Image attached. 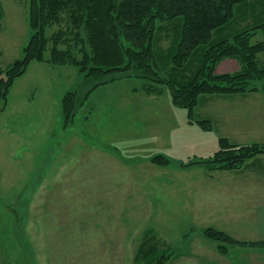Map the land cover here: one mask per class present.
Masks as SVG:
<instances>
[{
  "label": "rangeland",
  "instance_id": "obj_1",
  "mask_svg": "<svg viewBox=\"0 0 264 264\" xmlns=\"http://www.w3.org/2000/svg\"><path fill=\"white\" fill-rule=\"evenodd\" d=\"M0 1L6 69L31 39L30 0ZM248 1L255 10L243 20L264 21V0ZM241 69L226 59L216 72ZM147 83L100 86L67 125L63 98L85 88L77 68L33 62L16 80L0 113V237L15 264H148L151 248L164 264H264L253 244L264 241V156L234 171L183 166L212 157L223 138L264 144V92L202 96L193 122L208 120L205 132L168 90L147 95ZM160 155L171 164H155ZM209 228L239 244L223 253Z\"/></svg>",
  "mask_w": 264,
  "mask_h": 264
},
{
  "label": "trees",
  "instance_id": "obj_2",
  "mask_svg": "<svg viewBox=\"0 0 264 264\" xmlns=\"http://www.w3.org/2000/svg\"><path fill=\"white\" fill-rule=\"evenodd\" d=\"M248 5L249 10H244ZM254 10L248 0H30L32 36L24 55L6 69L0 68V113L7 108L16 80L33 62H39L75 67L83 77L85 88L63 98L67 125L95 89L138 78L148 81L147 95L161 96L168 90L172 104L188 111L191 124L210 131L208 120L193 122L202 96L264 92L260 60L264 41L253 42L264 34V21L250 24L249 19L243 20ZM3 19L0 1V27ZM55 26L59 29L51 34ZM226 59L238 61L242 69L218 74L217 65ZM220 147L212 157L192 159L183 166L234 171L264 155V144L259 143L238 145L223 138ZM153 162L163 167L171 164L161 155ZM204 236L219 242L223 253L226 247L239 244L214 228L206 229ZM253 244L264 247V241ZM155 250L146 253L148 264H164L167 258L158 260Z\"/></svg>",
  "mask_w": 264,
  "mask_h": 264
},
{
  "label": "crops",
  "instance_id": "obj_3",
  "mask_svg": "<svg viewBox=\"0 0 264 264\" xmlns=\"http://www.w3.org/2000/svg\"><path fill=\"white\" fill-rule=\"evenodd\" d=\"M41 64H48V63H41ZM48 65H50V64H48ZM200 128L203 129L201 126H200ZM203 130L205 132H209L205 129H203ZM251 144H253V143H251ZM262 156H264V155H262ZM261 212L264 213V209H262ZM259 220H262L264 222V215H262V216L260 215ZM15 263H16V259H15V256L13 255V251H12L11 246H9V244L6 242L5 239L0 237V264H15Z\"/></svg>",
  "mask_w": 264,
  "mask_h": 264
}]
</instances>
